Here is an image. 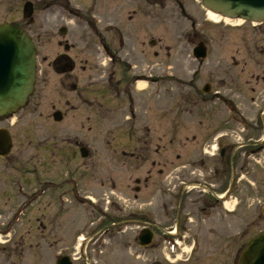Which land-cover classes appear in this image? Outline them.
Returning <instances> with one entry per match:
<instances>
[{"label": "flooded vegetation", "instance_id": "af4514ba", "mask_svg": "<svg viewBox=\"0 0 264 264\" xmlns=\"http://www.w3.org/2000/svg\"><path fill=\"white\" fill-rule=\"evenodd\" d=\"M188 3L0 0V23L26 32L36 62L25 105L0 117V264H47L54 245V261L90 264L60 247L73 250L81 224L89 240L130 227L135 244L148 230L152 242L190 245L186 264H237L264 213V43L252 32L224 50L222 33L218 75L189 81L182 101L169 90L161 105V78L177 86L158 73L160 51L170 56L159 20L189 19ZM73 209L80 222L68 220Z\"/></svg>", "mask_w": 264, "mask_h": 264}, {"label": "rangeland", "instance_id": "374dc122", "mask_svg": "<svg viewBox=\"0 0 264 264\" xmlns=\"http://www.w3.org/2000/svg\"><path fill=\"white\" fill-rule=\"evenodd\" d=\"M14 1L15 7H17L18 0ZM187 6L190 15L189 19L169 18L167 20H159V28L156 32L162 45H167L170 48V56H166L164 51H160L158 59L160 67L158 70L159 76L161 78L165 75H167L165 77H171L172 75V79H175L177 86L172 89L168 88L169 81H167L166 78H161V80L165 81H160L161 83H159V86H157L158 89L155 92L158 93L161 105L163 106L167 100L169 90L175 91L176 101H182L184 88L189 81H193L195 85L200 86L205 80H208V78L211 79L218 75L217 62L220 60L221 52L219 50L222 45L220 36L222 33L225 36L223 44L224 50H227L228 46L231 45L233 41L234 43L237 42V44L240 43L242 35L247 38L248 34L252 32L255 34V44L260 45L264 43V37L260 35L261 32L259 31V29L264 28V24L252 27V25L248 23L242 26L236 25L235 23H238L237 21H212L207 18L205 11H203L198 2L189 0ZM5 9L8 11L7 5H5ZM6 16L7 13H5L4 6L1 4L0 19ZM15 20L18 22L22 21L18 11H16ZM198 41H203L208 49L207 57L201 63L194 60L191 55L192 48ZM140 87L146 88V82L143 81ZM144 119L146 123L156 124L162 129L160 121L155 118L144 116ZM102 145L103 143L101 140L96 142L95 155L97 158L107 155ZM105 166L106 164L103 161L102 163H97L95 175L102 176ZM117 170H119V168ZM257 200H259V202H256V207L258 208L260 205H263L264 198L263 196H257ZM66 213L72 215L71 218L67 217L68 220H71L76 215L77 222H80L82 220V214L84 215V213L77 209L67 211ZM86 218L87 217H85V221ZM263 230L264 213H259L257 209L255 227L249 229L248 235L251 236ZM79 231H81V234L78 233ZM122 231H124V233H112L111 235H104L101 238L97 237V234H95L94 238L89 240V236L83 233L81 224L76 234H79L80 239L84 236L82 248L80 249L78 247L77 238L73 240V250L70 248V241L64 243L63 246L60 247H63L64 250L68 248L67 250L71 251L75 257L76 255L80 256L82 253L86 252V256L88 257L87 261L91 262L90 264H152L155 261L160 264H186L185 259L191 250L190 245H181L182 250L178 251L176 255H174V253L172 254V250L169 247L171 245L164 242L160 243L158 240L153 242L150 247L139 248L133 241V234L135 231L137 232L138 229L127 227L122 228ZM239 231L240 234L243 233L240 229ZM114 234H117L118 237H111ZM91 248L95 251L91 250ZM67 250H65V252H67ZM56 251L58 252L59 250L55 245L53 248L48 249L47 264H54V255ZM98 251L100 252L98 253ZM82 263L83 262L80 261V264ZM198 264H208V262L200 261Z\"/></svg>", "mask_w": 264, "mask_h": 264}, {"label": "water", "instance_id": "95a60500", "mask_svg": "<svg viewBox=\"0 0 264 264\" xmlns=\"http://www.w3.org/2000/svg\"><path fill=\"white\" fill-rule=\"evenodd\" d=\"M202 5L221 16L241 18L260 23L264 19V0H199ZM31 14L26 3L23 15ZM196 59L206 57V48L199 43L193 49ZM34 47L26 34L14 25L0 24V116L23 106L34 83ZM149 234L141 237V244H149ZM58 264H70L62 257ZM237 264H264V231L252 237L242 248Z\"/></svg>", "mask_w": 264, "mask_h": 264}, {"label": "bare ground", "instance_id": "6f19581e", "mask_svg": "<svg viewBox=\"0 0 264 264\" xmlns=\"http://www.w3.org/2000/svg\"><path fill=\"white\" fill-rule=\"evenodd\" d=\"M205 13H206L207 18L210 19V20H212V21H220V20H222L218 15H216L213 12L206 11ZM226 21H228V20H226ZM237 22L238 23H241L240 20H237Z\"/></svg>", "mask_w": 264, "mask_h": 264}]
</instances>
